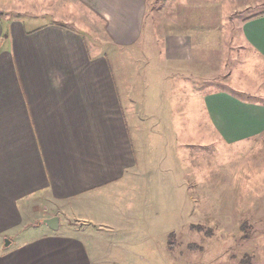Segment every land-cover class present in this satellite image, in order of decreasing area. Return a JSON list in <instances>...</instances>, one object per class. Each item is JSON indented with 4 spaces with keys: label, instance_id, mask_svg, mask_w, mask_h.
Segmentation results:
<instances>
[{
    "label": "rangeland",
    "instance_id": "374dc122",
    "mask_svg": "<svg viewBox=\"0 0 264 264\" xmlns=\"http://www.w3.org/2000/svg\"><path fill=\"white\" fill-rule=\"evenodd\" d=\"M55 2L15 0L10 6L0 0V13L50 14L36 21L43 22L64 15L53 14ZM263 11L264 0H148L141 36L115 50L101 44L98 30L75 22L96 42L90 41L92 53L112 49L110 68L122 83L136 145L144 151L137 152V177L121 187L114 211L105 205L99 217L86 210L61 217L87 247H100L99 264L264 261V132L224 140L204 99L226 91L264 103V60L241 30L246 17ZM73 236L62 245L72 256ZM86 255L85 264H94Z\"/></svg>",
    "mask_w": 264,
    "mask_h": 264
},
{
    "label": "crops",
    "instance_id": "0c3cea01",
    "mask_svg": "<svg viewBox=\"0 0 264 264\" xmlns=\"http://www.w3.org/2000/svg\"><path fill=\"white\" fill-rule=\"evenodd\" d=\"M147 1L56 0L53 14L64 15L43 22L36 21L50 14L0 13V264H76L77 256L85 264L83 252L100 263V247H87L78 229L63 222L77 211L98 217L105 205L114 211L121 187L137 177V152L144 151L110 68L112 49L92 53V40L75 22L98 30L104 46H129L141 36ZM241 30L264 60V14L244 19ZM229 94L204 95L221 137L240 141L263 133L264 103ZM56 215L57 229L44 223ZM71 234L73 256L62 246Z\"/></svg>",
    "mask_w": 264,
    "mask_h": 264
},
{
    "label": "water",
    "instance_id": "95a60500",
    "mask_svg": "<svg viewBox=\"0 0 264 264\" xmlns=\"http://www.w3.org/2000/svg\"><path fill=\"white\" fill-rule=\"evenodd\" d=\"M44 223L48 224L50 227L57 229L59 227V217L56 216H52L49 218H46L43 220ZM6 244L9 245L10 244V240L6 239Z\"/></svg>",
    "mask_w": 264,
    "mask_h": 264
},
{
    "label": "trees",
    "instance_id": "16d2710c",
    "mask_svg": "<svg viewBox=\"0 0 264 264\" xmlns=\"http://www.w3.org/2000/svg\"><path fill=\"white\" fill-rule=\"evenodd\" d=\"M261 14H264V11L263 12H256V13L250 15L249 17L258 16V15H261ZM246 18H248V17H246ZM248 264H252V263L250 261H248Z\"/></svg>",
    "mask_w": 264,
    "mask_h": 264
}]
</instances>
